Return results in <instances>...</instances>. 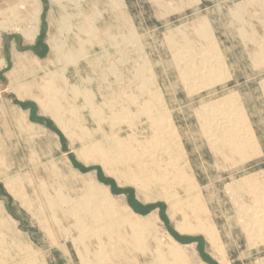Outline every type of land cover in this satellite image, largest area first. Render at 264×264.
I'll return each instance as SVG.
<instances>
[{
  "label": "rangeland",
  "instance_id": "obj_1",
  "mask_svg": "<svg viewBox=\"0 0 264 264\" xmlns=\"http://www.w3.org/2000/svg\"><path fill=\"white\" fill-rule=\"evenodd\" d=\"M36 16L39 33L28 41L23 33L35 25ZM203 29L209 31V40L202 34ZM210 37L213 47L208 43ZM214 48L223 69L218 71V82L207 86L197 82L200 86L181 80L189 69L188 54L195 56L202 50L211 56ZM203 53L193 58L192 68L199 67ZM177 55L183 61H177ZM1 63L0 264H82L83 258L91 260L95 238L90 233L78 240L80 231L66 212L70 203L60 202V197L79 201L90 178L106 187L114 200L129 207L139 222L150 223L143 238L147 242L138 245L129 238L128 228H122L120 233L128 244L119 246L122 255L110 264H149L152 259L147 247L152 249L155 237L164 244L167 237L175 240L187 255L188 264H264V235L256 236L255 242L254 232H244L255 200L261 198L264 202V0H0ZM111 64L118 67L112 68ZM136 68H142L139 74ZM120 76L122 82L117 80ZM51 77L54 90L62 88L59 92H63L55 94L50 89L46 96L44 83H51ZM73 86H77L76 93ZM24 88L29 95L19 100L17 92ZM85 92H91L90 98H94L89 108L83 107ZM155 92H161L160 100L165 103L161 104L167 107L165 111L176 131L169 133L173 140L170 136V142L166 140L171 152L168 157L174 155L170 160L194 181L203 204L201 211L192 205L172 211L155 190L142 193L127 181L120 186L113 170L99 160L86 163L78 152L80 137L92 134L96 142L105 141L110 135L107 122L113 117L111 113L120 115L113 129V133L118 131L117 137L127 139L132 135L138 142L150 141L154 129L140 108L148 104L150 109L153 106L150 114L159 115ZM52 95H57L62 125L49 108H43ZM116 100L118 105L114 104ZM222 100L228 109L232 110V105L243 108L246 119L243 117L244 128L239 126L238 135L253 133L250 144L232 148L220 142L217 131L205 129L203 108ZM95 108L100 109L98 117L107 120L98 125L105 137L98 132L97 121L91 119L90 112ZM124 112L126 117L132 116L124 120ZM19 115L25 117V124H19ZM126 125L133 127L129 130ZM177 165L174 168L178 169ZM246 207H250L248 212ZM199 221L214 228L222 247L212 248L204 233L189 231ZM258 229L264 232V228ZM101 237L105 242L106 236ZM87 244L91 248L86 255Z\"/></svg>",
  "mask_w": 264,
  "mask_h": 264
},
{
  "label": "bare ground",
  "instance_id": "obj_2",
  "mask_svg": "<svg viewBox=\"0 0 264 264\" xmlns=\"http://www.w3.org/2000/svg\"><path fill=\"white\" fill-rule=\"evenodd\" d=\"M60 1V0H57ZM62 14V13H61ZM62 16V15H61ZM60 16V17H61ZM51 17V16H50ZM70 17V16H69ZM239 17V16H238ZM52 18V17H51ZM234 18V17H233ZM63 19V18H62ZM237 19V18H236ZM241 19V18H240ZM64 21V19H63ZM34 23L35 25L26 33H23V35L25 36V38L28 41H33L36 36L39 33V17L36 16L34 18ZM66 23V22H65ZM60 26V25H59ZM69 26H70V22H69ZM83 28V27H82ZM60 29V28H59ZM58 29V30H59ZM207 29V27L205 28ZM203 29L201 32L204 35V37L206 39L209 40V36H211L209 34L208 30ZM63 30V29H61ZM60 30V31H61ZM80 32V31H79ZM104 32V31H103ZM106 32V31H105ZM62 31L60 32L61 35ZM244 33V32H243ZM74 34V33H73ZM94 34V32H93ZM182 34V33H181ZM180 34V35H181ZM201 34V33H200ZM201 34V36H202ZM199 35V34H198ZM197 35V36H198ZM92 36V35H91ZM130 36V35H129ZM94 38V37H93ZM200 38V36H199ZM203 38V37H202ZM212 37H210V41L208 42L209 45L211 44L212 47L214 46V43L212 42ZM65 39V38H64ZM131 39V38H130ZM129 39V40H130ZM66 40V39H65ZM113 40V38H112ZM171 40V39H169ZM173 40V39H172ZM64 41V40H63ZM109 41V39H108ZM60 43V41H58ZM57 42V43H58ZM65 42V41H64ZM85 43V42H84ZM87 43V42H86ZM103 43V42H102ZM101 43V44H102ZM116 43V42H115ZM122 43V42H120ZM132 43V42H131ZM134 44V43H133ZM61 45V44H60ZM65 45V44H64ZM115 45V44H113ZM126 45V44H125ZM124 45V46H125ZM176 45V44H174ZM67 46V45H66ZM129 46V45H128ZM61 47L62 49V45L58 46ZM55 46L56 50H58L59 48ZM174 48V47H173ZM189 48V47H188ZM68 49V48H67ZM82 50V49H81ZM84 50V48H83ZM83 50L82 53L83 54ZM119 50V49H118ZM123 50V49H122ZM126 50V49H125ZM183 50V49H182ZM184 50H187L186 48H184ZM183 50V51H184ZM202 50H200L201 52ZM127 52V50H126ZM142 52V49H141ZM140 52V53H141ZM181 52V51H180ZM196 54L195 56H199L202 55L201 53ZM64 53V52H63ZM78 56L81 55L80 52L78 51ZM76 53V54H77ZM117 53V52H116ZM129 53V52H127ZM132 53V52H131ZM185 54V52H182ZM187 53V52H186ZM209 53V52H207ZM211 53V52H210ZM68 54V52H67ZM70 54V53H69ZM68 56L70 57L71 54ZM74 54V53H73ZM121 54V53H120ZM136 53H134L135 55ZM143 54V53H142ZM180 53H178L179 55ZM126 55V54H125ZM130 55V54H129ZM176 56L177 61H183L181 59L180 56ZM204 55V53H203ZM75 56V55H74ZM121 56V55H120ZM128 56V55H127ZM189 58L186 59L187 64L189 65V69L186 72V74L184 76H182V74L180 76H182L181 80H185L187 81L186 83H197L199 82L201 85L203 86H207V85H211V83L214 85L213 82L216 83L217 78L219 77L218 75V71H220L222 68V61L220 60V55L217 52V49H213L212 51V55H204V57H201L199 60V67L196 68H192L193 65V58L195 57L193 54H188ZM68 59H72L69 58ZM110 57V56H109ZM136 57V56H135ZM134 57V58H135ZM21 58V56H20ZM63 58H65V55L63 56ZM87 58V57H86ZM97 58V57H96ZM122 58V57H121ZM126 58V57H125ZM133 58V57H132ZM142 58V57H141ZM66 59V58H65ZM78 59V57H77ZM80 59V57H79ZM100 58H97L96 60H98ZM123 59V58H122ZM137 58H135L136 60ZM143 59V58H142ZM101 60V59H100ZM118 60V59H117ZM66 61V60H65ZM75 61V60H74ZM73 61V62H74ZM77 61V60H76ZM75 61V63H76ZM195 61V60H194ZM59 62V61H58ZM118 62H122L121 60ZM132 62V61H131ZM145 62V61H144ZM147 62V61H146ZM145 62V63H146ZM224 62V61H223ZM22 63V62H21ZM74 63V65H75ZM97 63V62H96ZM108 63V62H107ZM134 63V62H133ZM136 63V62H135ZM134 63V64H135ZM59 64V63H58ZM64 64V63H63ZM69 64H71L69 62ZM77 64V63H76ZM117 64V61L115 63V65ZM119 64V63H118ZM117 64V65H118ZM137 64V63H136ZM185 64V66L187 65ZM4 65L3 63L0 64ZM65 65V64H64ZM73 65V63H72ZM90 65V64H89ZM97 65V64H96ZM95 65V66H96ZM115 66L114 64H111V67ZM149 65V64H148ZM179 65V64H178ZM15 66V64H14ZM22 66V65H21ZM68 66V64H67ZM100 66V65H99ZM135 66V65H134ZM144 66L147 67L146 64H144ZM4 67V66H3ZM3 67H1V69H3ZM16 67V66H15ZM66 67V66H65ZM74 67V66H73ZM91 67V66H90ZM98 67V66H97ZM118 67V66H115ZM112 67V68H115ZM139 67V65H138ZM150 67V66H149ZM72 68V67H71ZM134 68V67H133ZM186 68V67H185ZM42 69V68H40ZM66 69V68H65ZM76 69V68H75ZM132 69V68H131ZM140 70L142 68H139ZM139 69L137 70V73L139 74ZM144 69V68H143ZM24 70V69H23ZM22 70V71H23ZM64 70V69H62ZM95 70V69H94ZM117 70V68H116ZM135 70V69H134ZM133 70V71H134ZM135 70V71H136ZM149 70V68H148ZM223 70V69H222ZM20 71V70H19ZM49 71V70H47ZM68 71V70H67ZM105 71V70H104ZM102 71V72H104ZM226 71V70H225ZM52 72V71H51ZM130 72V71H129ZM147 72V71H146ZM150 72V71H149ZM152 72V70H151ZM227 72V71H226ZM16 73V72H15ZM45 73V72H44ZM50 73V72H49ZM81 73V72H80ZM95 73V72H94ZM117 73V72H116ZM142 73L141 75L144 76L143 74V70L140 72ZM153 73V72H152ZM151 73V74H152ZM217 73V74H216ZM223 73V72H222ZM47 74V73H45ZM109 74V73H108ZM107 74V70H106V75ZM150 74V75H151ZM220 74V72H219ZM41 75V74H40ZM64 75V74H63ZM97 75V74H96ZM100 75V74H99ZM103 75V73H102ZM110 75V74H109ZM140 75V76H141ZM146 75V74H145ZM154 75V74H153ZM156 75V73H155ZM56 76V75H55ZM55 76L54 79H55ZM59 76H60V72H59ZM119 76V74H118ZM136 76V73L134 75V77ZM139 76V78H140ZM63 76H61L62 78ZM77 77V76H76ZM106 77V76H105ZM110 77V76H109ZM117 77V76H115ZM121 77V76H120ZM152 77V76H151ZM157 77V76H156ZM88 78V77H87ZM107 78V77H106ZM51 79V83L50 82H45L44 86H45V90L43 94H47V92L50 91V89L54 90V87L52 84H55V81L52 82V77ZM90 79V78H89ZM96 79V78H94ZM117 79V78H115ZM122 77L117 79L119 81H121ZM130 79V76H129ZM137 80V78H134L133 80ZM148 79V78H147ZM146 82L150 81L148 80ZM152 80L156 78H151ZM62 80H64V77L62 78ZM73 80V79H72ZM83 80V79H82ZM92 80V79H91ZM100 80V79H99ZM179 80V79H178ZM41 81V80H40ZM78 81V80H76ZM88 81V80H87ZM101 81V80H100ZM105 81V80H104ZM107 81V80H106ZM118 81V82H119ZM223 81V80H220ZM36 82V81H35ZM89 82H91L89 80ZM87 82V84L89 83ZM116 82V81H114ZM122 82V81H121ZM129 82V80H128ZM145 82V81H144ZM218 82V81H217ZM67 83V81L65 82ZM100 83V82H99ZM130 83V82H129ZM132 83V82H131ZM156 83V82H155ZM108 84V83H106ZM118 84V83H117ZM146 85V83H144ZM198 84V83H197ZM198 84V85H200ZM98 85V84H97ZM96 85V86H97ZM109 85V84H108ZM129 84L127 83L126 88H128ZM197 85V86H198ZM200 85V86H201ZM27 86V85H25ZM30 86V85H29ZM28 86V88H29ZM34 86V84H33ZM91 86V85H89ZM104 86V85H103ZM128 86V87H127ZM142 86V84H141ZM143 86V87H144ZM150 86V84H149ZM153 86V85H152ZM65 87V86H64ZM74 87V86H73ZM99 87V86H98ZM97 87V89H98ZM108 87V86H107ZM118 87V86H117ZM120 87V85H119ZM157 88L159 87L158 85L156 86ZM191 87V85H190ZM210 87V86H209ZM26 88V87H25ZM24 91H19L17 92V97L19 100H22L24 98H26L29 94H28V89H25ZM33 88V87H32ZM56 88V87H55ZM84 88V85H83ZM100 88V87H99ZM115 88V87H114ZM113 88V89H114ZM125 88V89H126ZM135 88V87H134ZM137 88V87H136ZM148 88V87H146ZM145 88V89H146ZM161 88V87H160ZM198 88V87H197ZM30 89V88H29ZM62 88H60L61 90ZM73 92H77V86L76 88H72ZM107 89V88H106ZM57 90V89H56ZM59 90V91H60ZM91 90V89H90ZM124 90V89H123ZM148 90V89H146ZM58 92L62 93V92ZM71 91V90H70ZM87 91V90H86ZM132 91V90H131ZM140 91V90H139ZM55 94L57 93L54 90ZM81 92V91H80ZM150 92V91H149ZM94 93V92H93ZM96 93V91H95ZM99 93V91H98ZM111 93V92H110ZM114 93V91L112 92ZM161 94V92H159ZM158 92H155V94H153L156 103H158V111H159V115H151L150 112V105H145L143 108L141 107L140 109H143V113H145L146 115H148L147 118H149V120H151L152 124V128L154 129V135L153 137H151L152 139L148 142H138L136 141L135 136L133 138L132 135H129V137L127 139H120L119 137H117L116 133H113V129L115 127H117V120H119L120 122V115H117L113 113H111V116H113L112 118H110L107 123L109 126V131L108 133H110V135H106L103 133L102 129H98V125L99 123H101L102 121H107L104 118H100L98 117L99 113H100V109H94L92 112V116L91 119L93 118V120H96V124H97V129L98 132L103 134V137H105L104 135H106L105 137V141L104 142H96L95 140H93L94 136L92 137V134H90V136L88 135L87 137L85 136L78 138V141L80 143V150L78 151L79 154L86 159V163H88L89 161H101L102 163H104V165L109 169V170H113L114 173L118 176V178H115L118 182V184L120 186H122L124 183V181H127L129 183H131V185H133L137 191H140L142 193L147 192L149 190H155L156 191V195L157 197L160 196L159 198L163 199L167 204L169 209H171L172 211H180L184 208H189L191 207V205L193 206L194 209H199L200 211L203 210V204L202 201L199 197V192H197V189L195 187L194 181L188 176L185 175L183 172L180 171V168L177 165V162L173 163L172 159L170 160V157L174 156V155H169L170 157H168V151L170 148L166 143V140H171L173 138V136L171 137L169 135V133L172 134V132H175L172 129L171 126V121H169V114L166 113L165 109H167V107H163V105L165 104L164 101L160 100V94ZM197 93V92H196ZM57 94V95H58ZM65 94V93H64ZM63 94V95H64ZM91 94V92H90ZM90 94L89 92H85V97H84V104L83 107H88L91 106L90 104H92V98H90ZM106 94V93H105ZM142 94V93H141ZM164 94V93H163ZM49 95V94H48ZM56 95V96H57ZM73 95V94H71ZM78 95V93H77ZM109 95V94H108ZM107 95V97H109ZM130 95V94H129ZM132 95V93H131ZM143 95V94H142ZM47 96V95H46ZM55 95H52L50 98H47L46 101L45 99H43L45 101V106L43 107L45 108H49L52 111V115L55 118L56 122L60 125H62V123L60 122V116H59V108H58V100L56 98ZM74 96V95H73ZM88 96V97H87ZM102 96V95H101ZM113 96V95H111ZM121 96V95H118ZM146 96V95H144ZM150 96V95H149ZM148 96V97H149ZM64 97V96H63ZM106 97V98H107ZM133 97H136L135 95ZM131 96L130 99L133 98ZM139 97V96H137ZM136 97V98H137ZM151 97V96H150ZM149 97V99H150ZM162 98H164L163 96H161ZM96 98V97H95ZM118 98V97H116ZM120 98V97H119ZM146 98V97H145ZM94 99V98H93ZM148 99V100H149ZM66 100V99H65ZM118 100V99H117ZM114 102V104H117ZM134 100V99H133ZM133 100H131L133 102ZM138 99H136L137 101ZM142 100V99H141ZM76 101V100H75ZM81 101V100H80ZM79 101V102H80ZM83 101V100H82ZM94 101V100H93ZM126 102H129L127 100H125ZM135 101V100H134ZM150 101V100H149ZM78 102V101H77ZM76 102V103H77ZM122 102V100L120 101ZM125 102V103H126ZM161 102H163L164 104H161ZM204 102V101H203ZM75 103V102H74ZM110 102H108V105ZM112 103V102H111ZM135 103V102H133ZM145 103V102H144ZM215 103V102H214ZM212 103V104H214ZM231 103V102H230ZM127 104V103H126ZM153 104V103H152ZM151 104V105H152ZM96 105V104H95ZM104 105V104H103ZM118 105V104H117ZM135 105H137V103H135ZM140 105V104H139ZM112 106V105H111ZM110 106V108H111ZM122 106V105H121ZM124 106V105H123ZM129 106V105H128ZM127 106V108H128ZM134 106V104H133ZM117 107V106H116ZM231 107V105H230ZM234 107H236V109H233ZM232 105V110L228 109V106L226 104V102L220 101L217 102L214 105H207L203 108L202 112L204 114V124H205V129L207 130V132L210 131H217L219 133V139L220 142H225L224 145L230 146L232 148H237L238 146L241 145H245L248 144L249 141L252 139V141L254 140L253 137V133H249L247 136H245V134L243 133L242 136L238 135L239 130V126H243V113L242 110L243 108L241 107H237L234 105ZM92 108V107H91ZM126 108V107H125ZM75 109V108H74ZM83 108L81 107V110ZM85 109V108H84ZM108 109V108H107ZM136 109V108H135ZM11 110V109H10ZM46 110V109H45ZM155 110V109H154ZM18 111V110H16ZM49 111V110H47ZM91 111V110H90ZM116 111V110H115ZM133 110H131L132 112ZM136 111V110H135ZM236 111V114H234V112ZM110 112H112L110 110ZM130 112V113H131ZM232 112V113H231ZM19 113V112H18ZM89 113V112H88ZM121 113V112H120ZM118 113V114H120ZM129 112H127L128 114ZM129 113V114H130ZM139 113V112H138ZM136 113V114H138ZM23 114V113H22ZM96 118H94L95 116ZM102 115V114H101ZM123 115H125V117L123 118ZM123 115L121 116L122 119H127L130 118L132 115L130 114L129 117H126L128 115H126V113L124 112ZM233 115V116H232ZM153 116V117H152ZM155 116V117H154ZM14 117V115H13ZM16 117V116H15ZM110 117V116H109ZM203 117V118H204ZM245 118V117H244ZM246 119V118H245ZM123 120V122L125 123V121ZM18 121L19 124L23 123L25 124V117L23 115H19L18 116ZM101 121V122H99ZM122 121V120H121ZM245 121V120H244ZM17 122V121H16ZM90 122V121H89ZM116 122V123H115ZM94 123V122H93ZM127 123V120H126ZM134 123V122H133ZM139 123V122H138ZM137 123V124H138ZM21 125V124H20ZM90 125V124H88ZM86 125V126H88ZM123 125V124H122ZM17 126V125H16ZM135 126V125H134ZM137 126V125H136ZM141 126V124H140ZM150 126V125H149ZM29 127V126H28ZM62 127V126H61ZM92 127V126H91ZM127 127V125H126ZM129 127V126H128ZM127 127V128H128ZM133 127V126H131ZM131 127H129L131 130ZM241 127V128H242ZM17 128V127H15ZM126 128V129H127ZM136 128V127H135ZM142 128V127H141ZM150 128V129H152ZM166 128H169V131H165ZM24 129V128H23ZM95 129V130H97ZM122 129V128H121ZM211 129V130H210ZM20 130V129H19ZM65 131H67L66 129H64ZM107 130V129H106ZM147 130V129H146ZM168 130V129H167ZM124 131V130H123ZM153 131V130H152ZM24 132V131H23ZM68 132V131H67ZM97 132V131H96ZM245 132H247L245 130ZM248 132H250L248 130ZM149 133V132H148ZM68 134H72L68 132ZM97 134V133H96ZM134 135V133H132ZM147 134V133H146ZM204 134V133H203ZM73 135V134H72ZM100 135V134H99ZM137 135V134H136ZM139 135V134H138ZM209 135V133H208ZM71 136V135H70ZM74 136V135H73ZM144 136V135H143ZM148 136V135H147ZM171 139H170V137ZM178 136V135H177ZM75 137V136H74ZM99 137V136H98ZM126 137V136H125ZM145 137V136H144ZM213 136L210 137V139ZM213 139V138H212ZM167 140V141H168ZM173 140V139H172ZM175 140V139H174ZM177 140V139H176ZM218 140V141H219ZM180 141V140H179ZM170 142V141H168ZM175 142V141H173ZM177 143V142H176ZM181 144V143H180ZM250 144V143H249ZM173 145V144H172ZM177 145V144H176ZM176 147V146H175ZM181 148V146H179ZM182 150V149H181ZM176 151V150H174ZM177 152V151H176ZM175 152V153H176ZM171 153V152H170ZM174 153V152H173ZM174 153V154H175ZM178 154V153H177ZM179 155V154H178ZM183 156V155H182ZM180 160L182 161V158ZM177 157V156H176ZM174 159V158H173ZM180 160L178 162H180ZM172 161V162H171ZM175 164V165H174ZM179 164V163H178ZM185 164V163H184ZM177 165L178 169L174 168ZM181 165V163H180ZM186 168V167H185ZM107 169V170H108ZM181 170H183V168H181ZM110 173V172H109ZM113 173V175H114ZM112 175V174H110ZM115 175V176H116ZM20 177V176H18ZM97 178V177H96ZM19 179V178H18ZM17 179V180H18ZM244 179V178H243ZM247 180L242 181V183L246 182ZM13 182V181H12ZM127 183V184H129ZM199 184V183H198ZM85 191L83 192V195L81 197V199L79 201H70V200H65L62 197H60V202L62 203H70L69 209L66 211L68 216L74 219V227H76L79 231L80 234H78V240L81 239L83 240L84 238H86L87 234L91 233L92 238H95V240H93V242L95 241V248L93 249V258L91 260L88 261V259H84L82 261V264H110V262L115 259L116 257H119V255H122V250H120L119 246H126L128 244L127 239L123 238L120 231H122V228H128L129 230V238H131L137 245L138 243H143L147 242V240L145 241V239H143L145 237V230L147 229V225L146 224H150V223H146V224H142L141 222H139L138 216L129 209V207H127L126 205L121 204L120 202H117L116 200H114L112 198V196L110 195L109 191L107 190L106 187L101 186V184H98L93 178H90L87 182H85ZM139 192V193H140ZM148 193V192H147ZM146 193V194H147ZM182 193V196H180L179 194ZM147 196V195H146ZM150 197V196H149ZM261 197V196H260ZM157 200V199H156ZM58 202V201H57ZM210 202V201H209ZM214 202V201H213ZM30 204V203H29ZM51 204V203H50ZM54 204V203H53ZM60 204V203H59ZM69 205V204H67ZM183 206V207H182ZM246 206V205H245ZM64 207V206H63ZM239 207L240 204H239ZM238 207V208H239ZM40 208V207H39ZM53 208V207H52ZM51 208V209H52ZM59 208V206H58ZM250 208V207H249ZM249 208L246 207L245 210H247L246 212L249 211ZM41 211V209H40ZM250 211L252 213V215H250V219L249 224H245V226L247 228L244 229V232L246 234H253V232L255 233V240L252 238L253 241L257 242L256 236H262L264 235V232H262L260 229H258L259 227L264 228V202L262 201L261 198H258L257 200H255L254 205L250 208ZM52 215H53V211ZM64 212V211H63ZM42 213V212H41ZM57 213V212H56ZM48 214V213H47ZM55 214V213H54ZM51 215L52 218L55 219V216L53 217ZM142 215V214H141ZM134 217V218H133ZM136 217V218H135ZM41 219V218H40ZM53 219V221H54ZM261 219V220H258ZM57 220V218H56ZM238 220V219H237ZM47 221V219H46ZM44 222V221H43ZM58 222V220H57ZM259 223L254 225V227L256 228L253 229V223ZM42 223V222H41ZM55 223V222H54ZM45 224V222H44ZM59 224V223H58ZM216 225V224H215ZM238 226V225H237ZM184 227V226H183ZM229 227V226H228ZM63 230V229H61ZM147 231V230H146ZM189 231H191V233H198V232H202L205 234V237L208 239L209 244L212 246V248H216L219 249L220 248V239L218 234L216 233V231L214 230L213 227H210L208 225H206L204 222L199 221L198 224L192 229H190ZM264 231V230H263ZM259 232H261L260 234H258ZM201 234V233H200ZM102 235L106 236V241L104 242L102 239ZM90 236V237H91ZM89 237V238H90ZM264 237V236H262ZM148 238V237H147ZM260 238V237H259ZM258 238V239H259ZM88 239V238H87ZM86 240V239H85ZM92 240V239H91ZM80 241V240H79ZM149 241V240H148ZM260 241V240H259ZM83 242V241H82ZM153 247L152 249L149 247H147V251H149V255L151 256L152 261L149 264H188L187 263V255L184 254V252L182 251V247L172 238H168L167 237V243H163L161 241V239L155 237L153 238ZM91 244V243H90ZM90 244H87V249H85V254L87 255V250L90 251L89 249L91 248ZM142 245V244H141ZM254 245V244H253ZM133 247V246H132ZM222 247V246H221ZM122 248V247H121ZM134 248V247H133ZM189 248V247H188ZM124 249V248H123ZM92 250V249H91ZM128 251V250H127ZM136 251V250H135ZM141 252V251H140ZM130 250H129V255H130ZM124 254V253H123ZM127 255V256H129ZM137 255V253H136ZM224 255V253H223ZM145 256V254H144ZM144 260H146V256L144 257ZM87 257V256H86ZM133 257V256H132ZM139 257V256H138ZM225 257V256H224ZM131 258V257H130ZM135 258V257H134ZM27 259V258H26ZM120 259V257H119ZM117 260V259H116ZM139 260V258H138ZM25 261V260H24ZM23 261V262H24ZM118 261V260H117ZM120 261V260H119ZM122 261V260H121ZM127 261V260H126ZM140 261V260H139ZM30 262V261H29ZM128 262V261H127ZM142 262V261H141ZM140 262V263H141ZM114 263V262H113ZM129 264H131L129 262ZM133 264V263H132ZM143 264V263H142Z\"/></svg>",
  "mask_w": 264,
  "mask_h": 264
}]
</instances>
